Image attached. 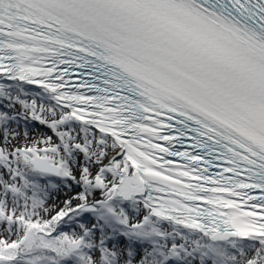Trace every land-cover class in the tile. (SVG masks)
<instances>
[{
    "label": "snow or ice",
    "instance_id": "obj_1",
    "mask_svg": "<svg viewBox=\"0 0 264 264\" xmlns=\"http://www.w3.org/2000/svg\"><path fill=\"white\" fill-rule=\"evenodd\" d=\"M0 264H264V0H0Z\"/></svg>",
    "mask_w": 264,
    "mask_h": 264
}]
</instances>
